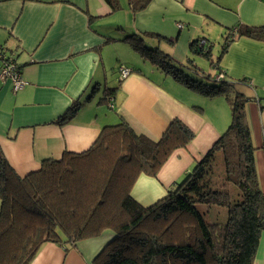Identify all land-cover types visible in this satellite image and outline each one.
I'll list each match as a JSON object with an SVG mask.
<instances>
[{
  "label": "crops",
  "instance_id": "1",
  "mask_svg": "<svg viewBox=\"0 0 264 264\" xmlns=\"http://www.w3.org/2000/svg\"><path fill=\"white\" fill-rule=\"evenodd\" d=\"M119 4L123 23L119 16L105 23L102 19L112 12L103 0H0V51L14 59L24 83L15 90L11 79L0 78V148L13 171L24 177L46 159L87 150L102 127L119 120L158 140L177 118L195 137L173 151L156 178H137L131 196L148 207L205 156L230 114L223 112V96L208 99L187 89L122 40L153 34L161 39L148 38V44L181 63L192 40L222 42L225 31L240 24L264 29V0H152L135 15L127 2ZM218 64L227 80H245L236 90L255 98L245 105V115L264 211V38L236 39ZM120 67L132 70L123 80ZM104 88H117L109 105L99 104ZM76 100L81 106L69 123L50 124ZM112 238L105 231L67 251L46 243L29 264H92ZM252 264H264V231Z\"/></svg>",
  "mask_w": 264,
  "mask_h": 264
},
{
  "label": "trees",
  "instance_id": "2",
  "mask_svg": "<svg viewBox=\"0 0 264 264\" xmlns=\"http://www.w3.org/2000/svg\"><path fill=\"white\" fill-rule=\"evenodd\" d=\"M103 1L112 13L121 9L118 0ZM151 1L126 0L134 15ZM153 37L159 38L144 33L122 41L187 89L213 98L246 85L245 80H227L218 63L233 41L262 40L264 29L240 24L226 30L214 58L212 44L192 40L181 63L148 44ZM0 57L5 58L3 51ZM197 58L209 63L210 74L195 65ZM116 89H102L99 104L109 105ZM254 100L241 92L235 94L226 130L192 171L148 207L131 196L137 178H156L173 151L186 148L195 137L177 118L158 140L135 133L119 120L102 127L87 150L65 151L59 159H46L37 171L24 177L13 171L0 148V264H29L46 243L67 251L105 231L113 238L92 264H252L264 231L263 194L245 115V105ZM80 106L74 101L50 124L61 127L69 123ZM220 157L226 183L235 188L233 199L226 189L209 188L210 181L205 179L208 166ZM199 205L223 209L225 222L208 221Z\"/></svg>",
  "mask_w": 264,
  "mask_h": 264
},
{
  "label": "rangeland",
  "instance_id": "3",
  "mask_svg": "<svg viewBox=\"0 0 264 264\" xmlns=\"http://www.w3.org/2000/svg\"><path fill=\"white\" fill-rule=\"evenodd\" d=\"M120 1L126 2V0H120ZM115 14H117V15H115ZM114 16H119L118 18L121 19V22L123 23L125 14H124V11H122L121 9H118L117 11L112 13L111 15L104 17V19H102V21L105 23H111L114 20ZM220 43H221L220 41L210 40V44H212V48H211L212 52L211 53H212L213 58L217 56V54L220 50ZM195 65L199 69H201V71L204 74H210L212 72V70L209 66V63L207 61H205L204 59H201V58L195 59ZM184 71H185V73L188 72L186 70H184ZM236 88H237V86H236ZM236 93H240V91L234 89V90H230L227 94L223 95V112L226 113V115L230 114V120H231V107H232L231 105H233V101L235 100V94ZM208 99H211V98H208ZM229 123H230V121H229ZM228 124H227V126H228ZM227 126L223 129V132L226 130ZM221 167H222V163H221V157H220V158H217L216 162H213V163H211V165L208 166V168H207L208 170L206 169V172H205V175H206L205 179L210 181V183H209L210 187L209 188L220 189V190L226 189L229 191V193H231V196L233 199L235 197V188L232 187L230 184L226 183L225 175H224V169L222 171ZM192 169H191V171H192ZM198 210H199V212H201L205 215V218L208 221H211V222L217 221L219 223L225 222V211L221 208H216V210H215L214 208L210 209V208H207L205 206L199 205Z\"/></svg>",
  "mask_w": 264,
  "mask_h": 264
},
{
  "label": "built area",
  "instance_id": "4",
  "mask_svg": "<svg viewBox=\"0 0 264 264\" xmlns=\"http://www.w3.org/2000/svg\"><path fill=\"white\" fill-rule=\"evenodd\" d=\"M200 44H203V42H200ZM131 69L125 68V67H120L118 69L119 72V79L123 80L125 79L130 73ZM0 78L2 79H11L14 84V89H20L24 85V83L20 80L19 77V69L18 65L12 60V58H3L1 61V66H0ZM221 78V75L219 76ZM113 99H110V101ZM110 103V102H109ZM110 108H112V105H110Z\"/></svg>",
  "mask_w": 264,
  "mask_h": 264
},
{
  "label": "water",
  "instance_id": "5",
  "mask_svg": "<svg viewBox=\"0 0 264 264\" xmlns=\"http://www.w3.org/2000/svg\"><path fill=\"white\" fill-rule=\"evenodd\" d=\"M201 45H203V44H201Z\"/></svg>",
  "mask_w": 264,
  "mask_h": 264
}]
</instances>
